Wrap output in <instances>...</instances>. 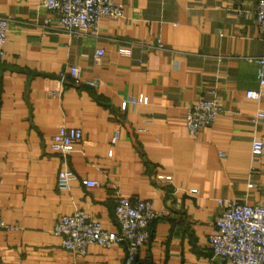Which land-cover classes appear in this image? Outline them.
Returning <instances> with one entry per match:
<instances>
[{"label":"crops","instance_id":"0c3cea01","mask_svg":"<svg viewBox=\"0 0 264 264\" xmlns=\"http://www.w3.org/2000/svg\"><path fill=\"white\" fill-rule=\"evenodd\" d=\"M258 1L116 0L124 17L68 33L42 0H0L10 19L0 59V216L10 227L0 228V264H123L125 243L81 254L53 233L78 209L118 231L117 194L167 212L152 221L134 264H225L209 241L219 201H264V151L256 162L251 151L254 138L264 141L251 120L264 88L260 100L246 96L264 71ZM132 97L147 102L122 110ZM204 98L224 111L193 136L186 113ZM63 125L83 131L67 161L53 148ZM66 167L77 178L61 190Z\"/></svg>","mask_w":264,"mask_h":264},{"label":"built area","instance_id":"2783aa9c","mask_svg":"<svg viewBox=\"0 0 264 264\" xmlns=\"http://www.w3.org/2000/svg\"><path fill=\"white\" fill-rule=\"evenodd\" d=\"M42 4L54 16L59 28L68 33L97 29L101 18H121L125 15V7L116 0H42ZM257 22L260 32L264 35V0L258 1ZM9 23L8 17L0 16V59L5 54L4 44ZM157 46L160 49L164 48L161 41H158ZM122 51L125 54L131 53V49ZM104 55V49H97L95 59L100 61ZM259 63L264 65V58L260 59ZM70 73L76 76L77 68L72 67ZM65 76V73H61L62 80ZM259 78L260 87L247 90L248 98L256 100L262 98L263 70L259 71ZM89 84L95 85V82L91 81ZM146 102V98L132 97L123 102L122 110H126L128 104L135 106ZM223 111L222 104L216 98L198 99L189 106L186 113L188 132L193 136L199 135L206 127L213 124ZM251 120L264 127V108L257 109ZM82 136L81 128L63 125L53 137V148L67 161L68 154ZM118 138L119 133L115 132L112 144H115ZM251 151L253 161H259L264 151V141L254 138ZM76 178L75 171L66 167L59 171L57 185L61 190H67ZM85 183L88 186L100 184L96 180H86ZM248 186L252 188L253 183L250 182ZM219 204L222 206V211L215 219L216 231L209 236L214 257L225 264H264V201L249 204L220 200ZM165 215H167L166 210H156L151 201L117 194L114 217L119 226L118 231L105 229L98 219L85 210L78 209L71 214L61 215L55 222L53 233L60 239L64 249L81 254H84L91 244L110 248L125 243L127 251L123 264H134L139 250L146 245L151 236L152 221ZM8 227L10 226L0 216V228Z\"/></svg>","mask_w":264,"mask_h":264}]
</instances>
